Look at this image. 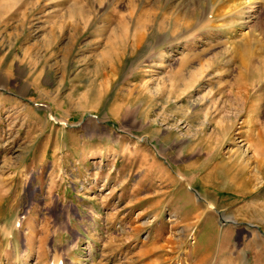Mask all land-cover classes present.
Listing matches in <instances>:
<instances>
[{
  "label": "rangeland",
  "instance_id": "obj_1",
  "mask_svg": "<svg viewBox=\"0 0 264 264\" xmlns=\"http://www.w3.org/2000/svg\"><path fill=\"white\" fill-rule=\"evenodd\" d=\"M0 264H264V0H0Z\"/></svg>",
  "mask_w": 264,
  "mask_h": 264
}]
</instances>
